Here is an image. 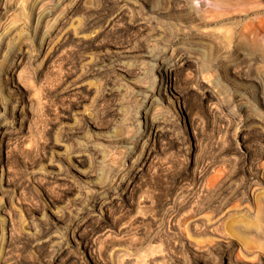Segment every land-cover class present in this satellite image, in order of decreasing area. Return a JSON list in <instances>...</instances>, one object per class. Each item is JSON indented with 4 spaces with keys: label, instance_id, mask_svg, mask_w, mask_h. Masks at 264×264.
Masks as SVG:
<instances>
[{
    "label": "rangeland",
    "instance_id": "rangeland-1",
    "mask_svg": "<svg viewBox=\"0 0 264 264\" xmlns=\"http://www.w3.org/2000/svg\"><path fill=\"white\" fill-rule=\"evenodd\" d=\"M9 2L0 264H264V0Z\"/></svg>",
    "mask_w": 264,
    "mask_h": 264
},
{
    "label": "bare ground",
    "instance_id": "bare-ground-1",
    "mask_svg": "<svg viewBox=\"0 0 264 264\" xmlns=\"http://www.w3.org/2000/svg\"><path fill=\"white\" fill-rule=\"evenodd\" d=\"M10 0H0V13H3V10H6V9H8V5L10 4V2H9ZM78 6H79V3H77L76 5H74L72 8H71V10L69 11V12H67V14L62 18V19H60L59 21H58V23L56 24V26H55V28H54V30L52 31V32H50L43 40H42V42H41V50H46L47 48H49V47H51V45L53 44L52 43V37H53V35H55L56 33H58V32H60L61 30H62V28H63V26L65 25V21H67L66 19H68L76 10H77V8H78ZM7 12V11H6ZM5 12V13H6ZM71 18V17H70ZM16 32V28H13V29H11L10 30V32L8 33V35H6L5 37H6V39H7V37H9L10 35H12L13 33H15ZM64 35V34H63ZM69 34H68V32H66L65 33V35H64V38L65 37H69L68 36ZM56 37V36H55ZM61 37V36H60ZM54 39V38H53ZM67 39V38H66ZM66 39H63V40H66ZM63 40H62V42H63ZM3 41L4 42H6L5 41V39H3ZM59 43V42H58ZM64 44V43H63ZM62 44V45H63ZM60 46V45H59ZM58 46V47H59ZM57 47V48H58ZM56 48V47H55ZM22 57V56H21ZM21 57H19L20 59H21ZM18 58V59H19ZM19 66H20V62H16L15 63V65L12 67V68H10L9 69V71H8V74L11 76V78L13 79V77H15V74H16V72H17V69L19 68ZM168 74H169V76L172 74V73H170V71L168 72ZM168 87H169V89H172V88H170V82H169V85H168ZM177 101V100H176ZM260 179H263V177L262 176H260L259 177Z\"/></svg>",
    "mask_w": 264,
    "mask_h": 264
}]
</instances>
